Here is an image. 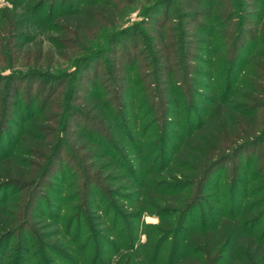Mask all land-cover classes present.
<instances>
[{
  "label": "trees",
  "instance_id": "1",
  "mask_svg": "<svg viewBox=\"0 0 264 264\" xmlns=\"http://www.w3.org/2000/svg\"><path fill=\"white\" fill-rule=\"evenodd\" d=\"M55 1L62 6L68 3L7 0L12 7L0 8V196L8 193L0 203V264L12 251L11 243L19 231L28 232L34 247L41 244L49 255L71 252L64 238L58 237L59 230L50 229L53 223L41 226V235L29 229L31 214L36 216L33 206L55 179L64 150L73 158L72 170L77 171L70 179H83L86 185L94 173L97 182L108 188L98 185L90 191L86 211L91 216L83 223H76L84 208L79 190L75 191L74 205L68 210L75 219L65 238L71 235L73 225L79 230L77 238L70 241L75 249L73 257L63 253L62 261L75 264V252L81 251L88 258L85 264H101L104 249L110 247L115 254L107 264H159L164 247L174 240L168 264H264V238H257L252 231L264 221V196L247 208L246 202L236 204L228 199V213L220 206L222 201L216 202L220 208L207 206L217 172L230 159L264 143V18L259 22L260 30L250 34L245 30L247 17L243 18L248 13L244 5L250 4L236 7L230 0L208 4L199 0L192 5L188 0L181 9L186 14L179 16L180 25L165 28V34L145 35L149 47L146 59H150L146 64L150 66L141 65L137 72L144 68L151 72L137 76L136 83L123 80L117 109L104 96L106 92H97L90 100L78 96L76 93L83 91L80 84L57 104L52 99L68 79L86 80L84 73L95 57L105 55V49L94 52L91 48L100 40L97 31L110 38L107 47L119 44L117 36L130 31H118V25L126 21L118 8L120 1L72 0L70 10L48 17L46 23L35 20L50 3H54L52 11ZM156 2V6L171 5V0ZM39 34L43 36L37 50L26 49ZM47 41L61 51L65 44L72 47L71 65L76 73L60 75L45 67L43 45ZM247 41L252 48L246 61L239 64V53ZM80 45L90 46L83 56ZM26 82L38 84V90L24 103L21 89ZM77 103L83 110L75 107ZM82 117L98 136L75 125ZM181 126L186 131L180 135ZM13 128L19 131L17 137ZM61 135L72 143H64ZM8 136H14L15 143L3 151ZM81 171L83 176L79 177ZM234 175L238 187L239 174ZM258 180L256 176L254 182ZM259 189L264 191V181ZM110 194L128 203L123 204L127 209L124 214L112 209L104 216L100 212L97 199ZM239 194L233 190L229 196L238 199ZM199 205L204 213L215 216L217 224L210 226L204 217L199 227L186 229L188 218ZM145 215L159 217L160 222L146 232V241L136 249L132 235L125 236L117 229L122 227V218L133 226ZM81 231L87 240L79 246ZM183 233L186 237L181 239ZM116 235L121 239L119 245ZM19 246V264H25L31 250L22 241Z\"/></svg>",
  "mask_w": 264,
  "mask_h": 264
},
{
  "label": "rangeland",
  "instance_id": "2",
  "mask_svg": "<svg viewBox=\"0 0 264 264\" xmlns=\"http://www.w3.org/2000/svg\"><path fill=\"white\" fill-rule=\"evenodd\" d=\"M68 3L65 6H62L60 1H55V8H53L52 11H50L51 7H54V3L48 4V6L44 7V9L39 13L38 17H36L35 20H38L42 23H46V20L48 17H56L59 12L70 10V6L73 5L71 2L72 0H67ZM86 1V0H85ZM90 0H87L89 2ZM106 2L107 0H99ZM119 3L118 8L121 10V12L126 15V21L124 24H120V19L117 18V21L120 25H118V31L130 29L127 33L117 36V38H121L120 43L117 45H113L110 47H107V41L110 40L108 37H104L101 35L102 30H99L96 32V36L99 37V41L96 46H92L91 48H94L95 51L101 52L100 49H105V55H100L98 57H95V60L93 63L90 64V68L87 72H85L84 76L86 77V80L79 79L77 81H73V79H68V82L66 85H63L60 88H57L58 92L56 93V96L52 99L53 103H58L61 99V96H64L68 90H71V92L74 90L75 84L77 86L80 84L79 90H83L80 93H76L78 96H85L86 100H90L92 97L98 96L97 92L99 93H105L104 96L108 99L109 102H112V106L114 108L117 107L120 104L119 102V91L118 88L124 83V79L129 78L132 83H136V77L146 74H150V70L146 69L150 65L146 64V54L149 51L148 47V40L146 39V36H154L156 33H163L165 34V28L173 27L176 25H180L179 16L186 14L185 10L181 9L185 7V3L188 0H171V5L169 7L164 6H156L157 0H112L110 2L112 3ZM199 0H192V5H195L196 2ZM203 4H208L210 2H216L218 0H202ZM234 2L236 7H239V5L243 4H250L244 5V10L246 12H250L249 14H244V17H247V25H245V30L247 32H250V34L256 33L260 30L261 26L259 22H261V18H264V0H230ZM108 2V1H107ZM5 6H11L7 2V0H0V8H3ZM156 6V7H155ZM253 8V9H251ZM156 11V12H154ZM123 16V15H122ZM119 17V15L117 16ZM168 18L166 21L165 27H163L162 23L165 21V19ZM175 24V25H174ZM162 25V26H161ZM98 27H101V24L98 25ZM174 28V27H173ZM210 28V27H209ZM177 30V29H176ZM135 32H138L136 36L133 34ZM258 34V33H257ZM146 35V36H145ZM41 36L39 34V37L36 38L35 41H33L30 46L28 45L27 48H30L32 52L37 50V44L41 42ZM58 36V35H56ZM259 36V35H258ZM252 44L247 41V44L242 46V50L240 51V59L238 61L239 64H242L243 61H246V55L251 50ZM66 49L61 51V49L54 46L53 43L50 42H44L43 48L45 49V61L42 62L45 67L52 68L53 72L56 74L62 75V73H76L74 66L71 65V62L74 59V51L72 47L69 45H64ZM90 46L88 45H80L79 47V54L83 56L85 51L89 50ZM85 50V51H84ZM92 51V50H91ZM90 51V52H91ZM64 53V55H61L63 57H60V54ZM111 53V54H108ZM95 56V55H94ZM136 64H135V63ZM115 65V66H114ZM145 66L142 71L137 72L138 68L140 66ZM107 70V72H106ZM117 70V71H116ZM10 73V71H8ZM135 86V85H134ZM1 90V89H0ZM38 90V84L34 85L33 82H26L21 89V97L22 100H24V103H26L28 97L30 95H36V92ZM77 91V90H76ZM1 93V91H0ZM207 94V93H206ZM43 102V98L41 99L40 103ZM80 103H77L75 105L78 110H83V108L79 109ZM84 113L88 114V111L85 110ZM88 119V117H87ZM77 126H80L81 129H86L88 133L95 132V135L98 136V133L92 129L90 125H88V121L82 117L78 119ZM73 128V127H71ZM13 135L16 137L18 136V129L13 128ZM179 134H183L185 130V126H181ZM79 132H76L74 134H78ZM62 136V135H61ZM15 137L10 138L8 136L4 143L2 144L4 149L3 151H8L10 147V143H15ZM63 139V142L65 143H72V141L66 140V136L63 135L61 137ZM133 165V162L130 161ZM72 164H73V158L69 156V152L67 150H64L60 157V161L57 163V169L58 173L55 175V179L51 180V184L47 185V188H45L41 192V197L38 199V202L36 205L33 206V209L35 211L36 216L31 214L29 218V229H32L35 233L38 231L40 234L42 232L41 226L47 225L48 223L52 224L53 226L50 229H56L59 230L60 235L59 238H64V243L66 245V248L71 250L69 252H60V255H49L46 253L44 247L39 244L38 246H35V244H32L33 238L28 232L25 231H19L18 235H16L13 243H11L10 249L12 251L7 252L6 258L4 261V264H7L10 262L11 264H19L21 262L20 258V246L21 241L22 243H26L28 246V249L31 250L30 255L27 258L28 261L25 262V264H69L68 262L62 261V255L63 253H66L68 256L74 255V248L70 247V241L77 238L78 234V228L77 226L73 225L71 227V235L67 236L68 238H65L64 235L65 232L69 231L70 222L75 219L71 218L72 212H69L68 210L74 205L72 203L73 196L75 195V191L79 190L81 194V198H83L81 206L84 208L82 210V213L79 216H76V223L79 221L80 223H83L86 221V219L90 218L91 214L86 211L88 208H90L89 204L91 202V198H89V193L92 190V192L97 188V186H101L104 188H108V186H103V183L100 182L96 177H94V173H92V177L90 179V183H87L85 185V182H83V179H70L72 174H75L74 172H77L76 170H72ZM139 164V163H138ZM258 170H261L259 175H257ZM235 172H238L239 174V185L236 187V181L237 177L234 175ZM83 176V173L81 171V174L79 173V177ZM256 176H259V180L257 182H254ZM264 181V143L260 144L257 147H253L252 149L248 151H243L240 155H238L237 158L230 159L228 161V164L220 171L217 172V175L213 178L212 183V189L210 191V196L207 198V206H215V208H220L216 205V202L222 201V204L220 205L222 209H225L227 213L229 212V204H227L229 201H234L237 203L240 202H246L244 207L247 208L249 203L251 201H256L258 198H261L264 196V191L262 192L261 184ZM94 182V183H93ZM76 184L72 189L70 188V185ZM260 186V187H259ZM219 187V188H218ZM234 187V189H233ZM218 189V190H216ZM233 190H239L240 197L238 199H233L230 195V192ZM255 192V193H254ZM8 193L5 192L4 195L0 196V203L5 202L6 195ZM238 195V196H239ZM106 196V195H104ZM219 196V197H218ZM229 199V201H228ZM117 198L112 197L111 194L109 196L103 197L102 199H97V204L101 207V211L103 216L107 210H118L124 214L125 211H127L126 208L123 207V204H128ZM130 206V204L128 205ZM244 208V209H245ZM111 210V212H112ZM113 213L110 214L109 221L113 219ZM73 216V215H72ZM32 217L34 219L32 220ZM206 217V220L208 219V223L210 226L213 224H217L214 222L213 217L214 215H211L208 211L204 213L202 210V206L199 205L194 212L192 216L188 218V222L186 223L185 227L186 229H191L195 225L199 227V224L203 220V218ZM58 218L61 219V222L58 223ZM82 220L80 221V219ZM122 227H119L117 230L118 232L124 231V235H132V245H135V248L137 249L140 244L144 243L146 241V232L150 231L152 227H155L159 224L160 219L159 217L153 216V215H145L144 218L141 219V221H136L133 226L126 220V218H122ZM128 223H127V222ZM125 222V224L123 223ZM38 223V225H37ZM57 223L58 225H55ZM55 226V227H54ZM195 226V227H196ZM49 229V230H50ZM25 230V228H24ZM116 230V232H117ZM253 234L257 238H264V221L260 225V227L253 229ZM82 232V239L79 241V246H82L86 240L87 237L84 235V232ZM41 235V234H40ZM118 235L115 237V241L119 245L121 239L117 238ZM186 237V233H183L180 235V238L183 239ZM69 239V240H68ZM135 240V243H134ZM54 241V240H53ZM174 240H171L169 244H167L164 247L163 256H161L159 260V264H168L169 263V254L173 251L174 246ZM47 242V241H45ZM49 242V241H48ZM125 243H123L121 246L122 248L125 247ZM129 244V243H128ZM19 246V247H18ZM9 249V250H10ZM105 255L102 258L101 264H107L109 258L115 254V251H113L112 248L106 247L104 249ZM93 253H96V246H93ZM128 252V251H127ZM71 253V254H70ZM77 254L76 262L75 264H85L87 262V255L82 254L81 251L75 252ZM36 259V261H30L31 259ZM67 258V256H66ZM116 257H114L115 259ZM61 260V261H60ZM68 261V260H67ZM90 264V262H89Z\"/></svg>",
  "mask_w": 264,
  "mask_h": 264
}]
</instances>
